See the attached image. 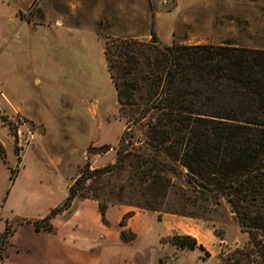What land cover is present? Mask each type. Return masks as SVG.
Returning <instances> with one entry per match:
<instances>
[{"label":"rangeland","instance_id":"374dc122","mask_svg":"<svg viewBox=\"0 0 264 264\" xmlns=\"http://www.w3.org/2000/svg\"><path fill=\"white\" fill-rule=\"evenodd\" d=\"M151 28L162 45L229 41L264 49V0H28L9 18L0 12V236L9 208L14 217L40 215L47 202L58 209L73 185L74 199L97 204L104 226L120 211L124 242L135 238L127 227L135 212L152 216V230L167 246L162 253L175 249L178 264H230L248 245L249 232L224 201L207 213L176 204L171 192L152 201L117 163L125 126L103 48L113 38L150 41ZM103 146L101 154L87 152ZM97 170L104 173L79 181ZM49 185L57 197L39 195ZM255 235L264 242V232ZM173 236L197 237L203 250H177Z\"/></svg>","mask_w":264,"mask_h":264},{"label":"trees","instance_id":"16d2710c","mask_svg":"<svg viewBox=\"0 0 264 264\" xmlns=\"http://www.w3.org/2000/svg\"><path fill=\"white\" fill-rule=\"evenodd\" d=\"M103 56L125 126L117 163L141 196L154 201L171 192L176 204L201 213L224 201L250 234L230 264H264V242L255 235L264 232V49L229 41L162 45L151 28L150 41L107 40ZM95 173L104 171L78 180ZM76 197L72 185L63 205L43 220ZM144 208L158 211L148 203ZM7 236L5 229L0 247ZM170 241L177 250H203L189 236Z\"/></svg>","mask_w":264,"mask_h":264},{"label":"crops","instance_id":"0c3cea01","mask_svg":"<svg viewBox=\"0 0 264 264\" xmlns=\"http://www.w3.org/2000/svg\"><path fill=\"white\" fill-rule=\"evenodd\" d=\"M0 4L4 16L9 18L22 12L28 0H0ZM54 188L55 185L44 187L39 195L57 197ZM60 197L63 200L67 195ZM56 207V203L47 202L40 215L21 217H14L13 208H9L1 232L6 228L10 234L0 264H178L175 249L171 248L170 255L162 253L167 246L161 244L160 235L152 230V216L147 217L142 210L135 212L127 223L135 238L124 242L119 236L117 209L106 227L94 201L74 199L69 207L41 223ZM126 211L129 210L122 213ZM196 240L200 243L197 237Z\"/></svg>","mask_w":264,"mask_h":264},{"label":"water","instance_id":"95a60500","mask_svg":"<svg viewBox=\"0 0 264 264\" xmlns=\"http://www.w3.org/2000/svg\"><path fill=\"white\" fill-rule=\"evenodd\" d=\"M106 150H107V146H103L101 148H89L87 152L89 155H98L105 152Z\"/></svg>","mask_w":264,"mask_h":264},{"label":"built area","instance_id":"2783aa9c","mask_svg":"<svg viewBox=\"0 0 264 264\" xmlns=\"http://www.w3.org/2000/svg\"><path fill=\"white\" fill-rule=\"evenodd\" d=\"M165 3V2H164Z\"/></svg>","mask_w":264,"mask_h":264}]
</instances>
